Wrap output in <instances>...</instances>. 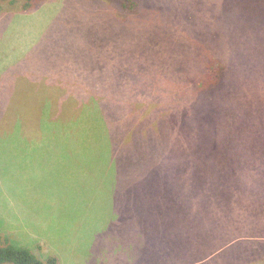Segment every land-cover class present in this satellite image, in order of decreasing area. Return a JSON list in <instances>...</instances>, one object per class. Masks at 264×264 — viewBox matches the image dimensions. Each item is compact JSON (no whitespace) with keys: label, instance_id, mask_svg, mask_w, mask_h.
I'll list each match as a JSON object with an SVG mask.
<instances>
[{"label":"rangeland","instance_id":"1","mask_svg":"<svg viewBox=\"0 0 264 264\" xmlns=\"http://www.w3.org/2000/svg\"><path fill=\"white\" fill-rule=\"evenodd\" d=\"M51 1L43 0L42 3ZM100 2L111 15L123 14L115 1ZM175 3H163L168 9L161 6V21L157 24L161 32L160 42L154 51L139 52L119 41L113 46L110 44V49H101L85 34L77 37L70 26L64 27L70 31L62 35L57 31L61 24L55 23L50 30L54 34L47 35L50 42L42 40L43 46L53 47L55 55H47L42 46L32 53L20 47L25 36V47L28 46L32 36L30 24L51 22L54 14L47 15L46 11L30 18V22L24 20L5 26V15L15 14L17 10L5 11L2 5L0 67L3 65L4 68L0 69V150L1 147L3 149L0 154V235L14 236L31 251L40 244L44 255L57 257V264H161L153 252V245L155 249L161 246V220H155L156 217L145 213L144 209L156 210L157 200L161 201L166 194L171 196L174 185L185 181L181 177L183 170H188L195 179L199 175H207L208 168H216L215 164L231 166L232 161L225 155L226 136L229 145L236 150L261 152L259 148L264 145V90L259 96L256 75L264 69V41H257V32L264 24V0H175ZM134 8L139 10V7ZM152 16L149 12L146 22H150ZM10 19L14 21L13 17ZM241 27L247 34V41L256 40L248 51L241 49L240 39L243 37H233ZM87 33L90 34L89 31ZM94 33L98 35L99 30ZM109 43L106 41L102 45ZM92 51L106 62L111 55L123 54L126 58L125 72L119 73L112 83L107 76L89 72L86 68L89 63L81 64L78 59L94 57ZM212 54L227 58L235 69L247 71L254 78L253 85L247 82L246 93H240L242 99L230 104L236 112L250 114L254 121L240 115L234 123L236 131L225 134L226 126L219 115L221 108L215 109V102L212 104L204 97L193 105V109L186 110L187 114L174 115L170 110L165 115L175 120L181 115L187 116L181 123L169 124L168 120H161V158L148 169L146 179L138 183H134L135 173L131 167L137 166L136 152L129 147L119 149L118 144L115 146L119 150L111 151L107 134V147L103 133L94 138L97 145H93V140L84 146L90 147L86 151L70 146H48L51 138L42 134L41 121L49 115L50 119L59 116L66 121L69 119V122L70 118L76 119L78 107L67 108V105L73 102L72 98L77 103L82 95L89 93L81 91L78 97H74L72 90L123 88L127 92L124 100L114 98V109L120 110L121 105L124 106L122 102L127 104L126 109L135 107L136 90L142 92L145 86L170 91L167 93L171 97H161L155 104L157 107L179 105L176 93L185 86L195 85L200 59L210 58L215 66L218 65V59L211 57ZM141 57H146L149 62L146 68L138 70L137 63ZM244 61L246 64L242 67L241 62ZM253 90L252 101L250 92ZM129 96L133 97L129 100ZM117 103H121L118 104L120 107ZM50 107L55 110L49 111ZM254 107L258 112L253 113ZM5 110L16 120L6 135L2 125ZM207 113H214L215 119L210 124H206ZM19 120L30 137L37 138V130L40 131L36 143H30L27 148L26 142L17 147L22 140L16 132L20 128ZM150 126L155 127L152 123ZM165 126L171 127L169 133H165ZM98 145L102 150L94 148ZM152 153V150L147 151V154ZM244 156L235 155V162L245 163ZM117 165L125 167L124 175ZM120 173L122 178L125 176L124 179L120 177L125 183L122 189L117 188ZM127 181L130 187L126 185ZM112 188L114 193L109 196ZM67 205L71 209L67 212V209L58 208ZM146 215L152 217L145 219ZM56 220L62 222V226L56 228ZM153 234L157 236L151 237Z\"/></svg>","mask_w":264,"mask_h":264},{"label":"trees","instance_id":"2","mask_svg":"<svg viewBox=\"0 0 264 264\" xmlns=\"http://www.w3.org/2000/svg\"><path fill=\"white\" fill-rule=\"evenodd\" d=\"M42 1L0 0V12L4 9L2 5L5 6V11L17 10L15 14L5 15V26L8 23L13 25L15 22L24 20L30 22V18L46 11H48L47 15L54 14L51 22L36 21L30 24L32 36L28 46L25 47L26 36L20 44V47L29 53H32V50L38 46H42L41 48H45L47 55H55L54 49L50 46L48 48L43 46L42 40L50 42L47 35L54 34V31L50 30L52 24L55 23L61 24L57 31L62 35H66L70 31V29L65 30L64 27L70 26L71 31L77 37H82L85 34L101 49H110V44L113 46L116 41H119L139 52L154 51L160 42L158 38L161 32L157 24L161 21V6L168 9L163 3L176 4L175 0H173L174 4L172 0H109L115 1L123 12L121 15L120 13L111 15L100 0H52L47 4ZM135 6L139 7L138 11L135 10ZM149 12L153 14L150 17L151 23L145 20ZM12 17L14 21L10 19ZM19 18L24 19L18 20ZM83 23H87V25H82ZM263 25L257 32V41L259 42L264 41ZM96 29L99 30L98 35L94 33ZM235 33L233 37H243L240 39L242 50L248 51L252 48V42L256 41L255 38L251 39V42L247 41V34L242 31V27ZM102 36H104L103 39H101ZM38 39L39 42L36 43ZM106 41L110 43L107 46L102 45ZM92 54L94 57L89 56L78 60L81 64L87 61L89 66L86 68L89 72L107 76L111 83L118 78L119 73L125 72L123 69L127 68L125 67L126 58L123 54L117 57L111 55L108 62L102 60L97 52L92 51ZM211 57H216V55L212 54ZM200 60L195 85L185 86L176 93L180 99L179 105L164 104V106L157 107L155 104L161 97H171L167 93L170 91H160L145 86L142 92L136 90L135 107L126 109L127 104L122 102L124 106L121 105L120 110L114 109L116 103L114 98L124 100L127 92L123 88L111 86L80 91L72 90L74 97H78L81 91L89 93L82 95L77 103L73 98V102L68 103L67 108H72L75 105L78 107L79 114L76 119L70 118L69 122V119L66 121L64 117L59 116H52L50 119L49 115L47 119L41 121L42 134H47L51 138V143L48 146H70L86 151L90 147L84 146H87L89 141H93L99 133H103L107 147V134L108 138L110 137L111 151L118 149L115 146L118 144L119 149L129 147L130 150L136 152L137 166L131 167L135 173L134 183H138L137 181L142 182L146 179L148 169L161 158V120H168L169 124L178 121L181 123L187 116L181 115L179 119L175 120L165 115L170 110L174 111V115L187 114L186 110L193 109V105L198 104L199 100L204 97L212 104L213 101L215 102V109L221 108L219 115L220 120H223L226 126L224 133L236 131L234 123L237 121L236 119H239L238 116L250 118L251 115L245 111L236 112L230 107V104L242 99L240 93H246L249 83L253 85L254 78L247 71L244 73L243 70L235 69L236 67L231 66L230 60L227 58L217 56L218 65L216 66L210 61V58ZM148 62L146 57L139 58L138 70L146 68ZM245 64L246 61L241 62L242 67ZM2 68H4L3 65L0 69ZM74 72L76 71L74 70ZM241 79V84H239L238 80ZM256 86L260 89L257 92L258 95H263L264 69L256 75ZM253 93L254 90L250 92L252 101ZM131 97L133 96H129V100ZM177 107L178 109H175ZM155 108L161 110L157 111ZM51 110L50 107L49 111ZM254 112H258L255 107ZM213 116L214 113H207L206 124L214 121ZM48 120L51 122L49 123ZM55 120L58 122H54ZM251 121L254 120L251 119ZM15 122L16 120L11 118L9 113L7 115L5 110V120L2 122V125L5 126V135L10 132ZM150 123L155 126L154 129ZM18 125L20 128L16 132L22 140L18 142L17 147L23 146L24 142H26L25 148L30 143H36L40 131L37 130V138H32L25 132L21 120L18 121ZM165 127V133H169L171 127ZM70 138L75 139L77 143H73ZM225 142V155H228L234 165L219 166L215 164L216 168H208L207 175H199L195 179L192 178L188 170H183L181 177L185 181L177 182L174 185L173 194L171 196L166 194L161 197V201L157 200L156 210L150 212L147 208L144 209L145 213L156 217L155 220H161V246L155 249L153 245V252L161 264H264V145L259 148L261 152L243 153L229 145L227 136ZM93 145H97V139L93 141ZM94 148L99 149L100 146ZM228 149L230 150L228 151ZM2 150L1 147L0 154ZM100 150L102 149L100 148ZM149 150H152L153 153L147 154ZM240 154L246 156H244L245 163L237 164L234 157ZM113 157L117 160L114 153ZM114 165L116 166L115 163ZM117 167L124 175L125 167L119 165ZM122 173L117 179V188L119 189H122V185L125 184L121 180L125 178V176L122 178ZM126 185L131 186L128 181ZM145 201L148 202V200ZM58 208L67 209L66 212L71 210L69 209L70 205L58 206ZM17 214L19 215L18 212ZM151 217L146 215L144 218L150 219ZM0 221H2V217ZM56 222V228L63 224L59 220ZM0 225H2L1 222ZM155 236L157 235L153 234L151 237ZM19 241L14 236L5 235L3 237L0 235V264H57V257L44 255L41 252L40 244L31 251Z\"/></svg>","mask_w":264,"mask_h":264},{"label":"crops","instance_id":"3","mask_svg":"<svg viewBox=\"0 0 264 264\" xmlns=\"http://www.w3.org/2000/svg\"><path fill=\"white\" fill-rule=\"evenodd\" d=\"M113 188H114V186H113ZM113 188L110 190V194H109V196H111V195H113Z\"/></svg>","mask_w":264,"mask_h":264}]
</instances>
